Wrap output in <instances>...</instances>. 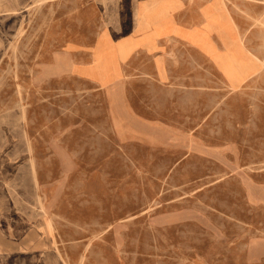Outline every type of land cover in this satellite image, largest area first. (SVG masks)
<instances>
[{"label": "rangeland", "instance_id": "obj_1", "mask_svg": "<svg viewBox=\"0 0 264 264\" xmlns=\"http://www.w3.org/2000/svg\"><path fill=\"white\" fill-rule=\"evenodd\" d=\"M96 4L115 0H0L2 234L44 223L61 264H264V62L194 33L234 91L207 68L98 87L69 72L116 23ZM110 35L82 68L101 85L135 45Z\"/></svg>", "mask_w": 264, "mask_h": 264}, {"label": "crops", "instance_id": "obj_2", "mask_svg": "<svg viewBox=\"0 0 264 264\" xmlns=\"http://www.w3.org/2000/svg\"><path fill=\"white\" fill-rule=\"evenodd\" d=\"M83 6L87 8L89 4ZM99 6L96 4L97 10L115 14L116 23L105 25L110 36L132 40L135 45L125 58L118 59L119 75L107 85H101L82 73V68L91 64L93 48L105 28L94 41L91 40L90 60L81 64L74 62V69L69 72L90 79L98 87L107 88L117 82L124 86L131 77L148 81L152 86L170 81L188 83L190 71L205 75L207 68L220 77L221 85L233 90L215 57L191 38L194 33L211 42L219 52L224 43L221 29H228L227 42L241 38L255 56L247 55L246 60L264 62V51L259 46L264 37V0H115L114 8L101 9ZM256 76L264 85L263 65L252 74L253 79ZM0 198L3 200L1 213L7 205L5 199ZM45 231L44 223L36 222L24 228L22 238L15 241L6 239L0 229V264H29L28 255L33 250L39 251L43 264H61L52 237ZM2 249H7L9 255Z\"/></svg>", "mask_w": 264, "mask_h": 264}, {"label": "bare ground", "instance_id": "obj_3", "mask_svg": "<svg viewBox=\"0 0 264 264\" xmlns=\"http://www.w3.org/2000/svg\"><path fill=\"white\" fill-rule=\"evenodd\" d=\"M95 60H96V59H95ZM95 60H94V61H95ZM243 60H244V59H243ZM49 223H50V222H49ZM50 227H51V226H50ZM54 243H55V242H54ZM51 249H52V248H51ZM53 249H54V248H53ZM57 253H58V252H57ZM59 256H60V255H59ZM60 261H61V260H60ZM62 263H63V262H62Z\"/></svg>", "mask_w": 264, "mask_h": 264}]
</instances>
